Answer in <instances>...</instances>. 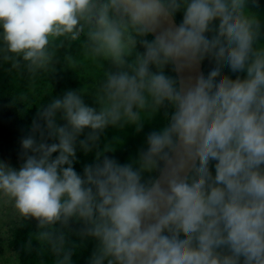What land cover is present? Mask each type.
I'll use <instances>...</instances> for the list:
<instances>
[{
  "label": "clouds",
  "instance_id": "obj_1",
  "mask_svg": "<svg viewBox=\"0 0 264 264\" xmlns=\"http://www.w3.org/2000/svg\"><path fill=\"white\" fill-rule=\"evenodd\" d=\"M74 41L104 70L93 93L37 107L18 168L0 160V236L34 220L21 247L52 264H74L87 241L86 264H264L259 0H0V61L50 74ZM205 59L188 82L165 71ZM157 116L130 162L106 155L109 128ZM78 150L94 154L81 173Z\"/></svg>",
  "mask_w": 264,
  "mask_h": 264
},
{
  "label": "trees",
  "instance_id": "obj_2",
  "mask_svg": "<svg viewBox=\"0 0 264 264\" xmlns=\"http://www.w3.org/2000/svg\"><path fill=\"white\" fill-rule=\"evenodd\" d=\"M259 11L264 13V0H259ZM181 18L182 15L178 13L175 17L177 23ZM56 59L55 72L38 76H31L22 67L13 68L8 61H0V154H11L17 167L22 163L20 140L30 133L37 107L45 103L50 96L61 95L66 90L82 88L86 94L93 93L104 70L102 63L83 54L79 42L76 41L65 42L64 46L58 48ZM202 64L204 71L210 66L207 59ZM165 71L168 75H175L170 67ZM84 101L89 106H95L89 96H85ZM161 123L160 117L157 116L151 123H146L139 132L133 126H127L124 130L109 128L105 135L111 141L109 147L115 151L106 155L121 164L130 162L139 150L146 147L147 133L160 127ZM76 155L77 162H74L73 168L81 173L85 164L93 162L94 154L86 155L78 150ZM11 223L7 244L13 251L16 264H52L50 255L45 253L38 256L35 251L25 252L21 247L34 230L35 221L23 222V226H20L18 221ZM33 244L35 246V241ZM93 247L94 242L87 241L84 247L74 254V264H86Z\"/></svg>",
  "mask_w": 264,
  "mask_h": 264
},
{
  "label": "rangeland",
  "instance_id": "obj_3",
  "mask_svg": "<svg viewBox=\"0 0 264 264\" xmlns=\"http://www.w3.org/2000/svg\"><path fill=\"white\" fill-rule=\"evenodd\" d=\"M0 160H4L8 162L11 166H13L14 168H18L11 154L2 152L0 154ZM12 221H17V220L15 218H11L2 227L3 235L0 236V264H16V258L13 254V251L12 249L8 247V244H7V239L9 237V227L12 225L11 223Z\"/></svg>",
  "mask_w": 264,
  "mask_h": 264
},
{
  "label": "water",
  "instance_id": "obj_4",
  "mask_svg": "<svg viewBox=\"0 0 264 264\" xmlns=\"http://www.w3.org/2000/svg\"><path fill=\"white\" fill-rule=\"evenodd\" d=\"M173 23H174V24H178L177 21L175 20V18H174V20H173ZM163 27H168V24L165 23V24L163 25ZM196 71H204V70H203V64H202V62H201V64L199 65L198 69H196L195 71L184 70V71H182V72L175 73V75L177 76V78H179V79H183L185 82H188V80H189L191 77H193V76L195 75V72H196Z\"/></svg>",
  "mask_w": 264,
  "mask_h": 264
}]
</instances>
